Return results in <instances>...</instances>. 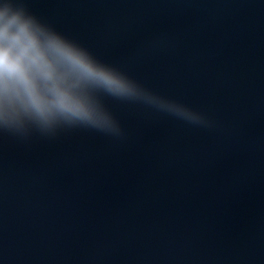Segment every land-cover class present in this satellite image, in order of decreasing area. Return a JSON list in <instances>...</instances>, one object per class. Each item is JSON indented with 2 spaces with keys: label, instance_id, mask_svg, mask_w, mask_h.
I'll return each mask as SVG.
<instances>
[{
  "label": "water",
  "instance_id": "water-1",
  "mask_svg": "<svg viewBox=\"0 0 264 264\" xmlns=\"http://www.w3.org/2000/svg\"><path fill=\"white\" fill-rule=\"evenodd\" d=\"M25 2L215 126L0 138V264H264V0Z\"/></svg>",
  "mask_w": 264,
  "mask_h": 264
},
{
  "label": "clouds",
  "instance_id": "clouds-1",
  "mask_svg": "<svg viewBox=\"0 0 264 264\" xmlns=\"http://www.w3.org/2000/svg\"><path fill=\"white\" fill-rule=\"evenodd\" d=\"M109 99L196 128L215 126L204 112L106 62L34 13L25 0H0V138L55 139L88 130L121 140L126 132Z\"/></svg>",
  "mask_w": 264,
  "mask_h": 264
}]
</instances>
